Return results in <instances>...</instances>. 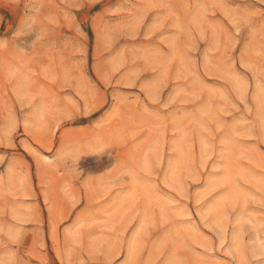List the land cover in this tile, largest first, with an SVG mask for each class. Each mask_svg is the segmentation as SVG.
<instances>
[{"label":"rangeland","instance_id":"374dc122","mask_svg":"<svg viewBox=\"0 0 264 264\" xmlns=\"http://www.w3.org/2000/svg\"><path fill=\"white\" fill-rule=\"evenodd\" d=\"M264 0H0V264H262Z\"/></svg>","mask_w":264,"mask_h":264},{"label":"snow or ice","instance_id":"6c2138e0","mask_svg":"<svg viewBox=\"0 0 264 264\" xmlns=\"http://www.w3.org/2000/svg\"><path fill=\"white\" fill-rule=\"evenodd\" d=\"M262 264H264V262H262Z\"/></svg>","mask_w":264,"mask_h":264}]
</instances>
